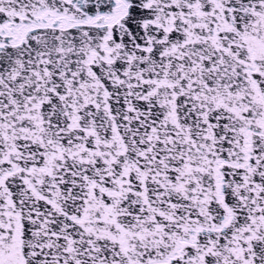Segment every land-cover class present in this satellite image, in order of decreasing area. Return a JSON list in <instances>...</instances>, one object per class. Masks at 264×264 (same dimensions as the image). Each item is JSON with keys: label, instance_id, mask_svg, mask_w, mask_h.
<instances>
[{"label": "snow or ice", "instance_id": "snow-or-ice-1", "mask_svg": "<svg viewBox=\"0 0 264 264\" xmlns=\"http://www.w3.org/2000/svg\"><path fill=\"white\" fill-rule=\"evenodd\" d=\"M0 264H264V0H0Z\"/></svg>", "mask_w": 264, "mask_h": 264}]
</instances>
